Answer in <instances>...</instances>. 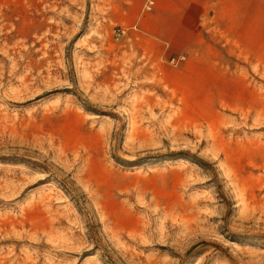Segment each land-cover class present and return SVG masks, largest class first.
Wrapping results in <instances>:
<instances>
[{"label":"rangeland","instance_id":"obj_1","mask_svg":"<svg viewBox=\"0 0 264 264\" xmlns=\"http://www.w3.org/2000/svg\"><path fill=\"white\" fill-rule=\"evenodd\" d=\"M113 0H0V264H264V60L172 89Z\"/></svg>","mask_w":264,"mask_h":264},{"label":"crops","instance_id":"obj_2","mask_svg":"<svg viewBox=\"0 0 264 264\" xmlns=\"http://www.w3.org/2000/svg\"><path fill=\"white\" fill-rule=\"evenodd\" d=\"M111 13L144 69L184 57L161 76L172 89L213 90L227 60H264V0H113Z\"/></svg>","mask_w":264,"mask_h":264},{"label":"built area","instance_id":"obj_3","mask_svg":"<svg viewBox=\"0 0 264 264\" xmlns=\"http://www.w3.org/2000/svg\"><path fill=\"white\" fill-rule=\"evenodd\" d=\"M153 4L152 1H149L147 9H150V6ZM184 59V57L181 58H171V63H179L180 61H182Z\"/></svg>","mask_w":264,"mask_h":264}]
</instances>
